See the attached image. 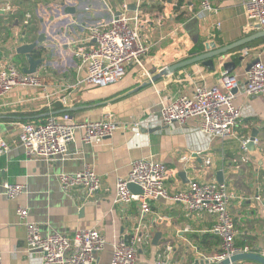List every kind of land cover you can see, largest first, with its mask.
I'll return each mask as SVG.
<instances>
[{
    "label": "crops",
    "instance_id": "1",
    "mask_svg": "<svg viewBox=\"0 0 264 264\" xmlns=\"http://www.w3.org/2000/svg\"><path fill=\"white\" fill-rule=\"evenodd\" d=\"M58 1L0 0V65L13 62L23 70L28 61L17 52L20 39L36 42L43 33V41L32 54L44 59L38 72L46 85V90L18 87L0 100V136L11 144L9 152L0 157L3 264L42 261L41 252L27 249V228L17 212L19 206L29 209L30 219L38 222L43 233L72 236L78 229L99 228L108 245L98 264H111V243L135 226L140 213L138 203L114 202L117 178L127 177L132 161L146 156L169 166L172 175L166 184L171 192L186 188L190 180L218 181L217 174L223 171L224 182L234 194L230 212L238 223V244L249 239L252 245L264 248V94L248 97L236 90L242 119L230 138L207 136L198 117L183 124L161 121L162 107L180 93L192 95L198 83L217 84L226 71L225 62H235L230 74L245 81L248 66L256 59L264 61V36L251 41H258L256 44L249 42L216 59L214 70L197 62L145 84L165 67L204 51L206 44L222 47L263 31L258 23L247 20L244 0H211L213 12L201 10L199 0H185L181 6L179 0H73L74 13L59 12ZM125 3L130 11L139 13L140 33L150 47L145 67L151 78L132 64L115 85L80 84L84 74L74 53L77 41L87 38L102 20L119 14ZM5 5L11 9L4 12ZM64 112L78 122L100 119L110 112L120 127L101 144H85L82 131H77L64 159L50 163L27 160L18 140L20 124ZM253 133L254 150L243 148L242 140H249ZM85 165H92L102 176V188L91 196L62 190L58 175ZM5 181L24 184V192L8 198ZM151 207L145 223L153 240L160 235L158 244L148 247V259L139 256V264L152 261L157 246L166 241L173 242L174 256L182 264L192 259L191 244L207 253L218 249L219 238L210 232L214 217L190 215L183 204L165 198L151 201ZM186 227L191 231H184Z\"/></svg>",
    "mask_w": 264,
    "mask_h": 264
},
{
    "label": "built area",
    "instance_id": "2",
    "mask_svg": "<svg viewBox=\"0 0 264 264\" xmlns=\"http://www.w3.org/2000/svg\"><path fill=\"white\" fill-rule=\"evenodd\" d=\"M199 1L201 10L215 11L211 0ZM69 5H73V0H59L56 9L63 12ZM244 7L247 20L258 23L264 29V0H244ZM10 9L11 6L5 5L2 10L6 12ZM140 30L139 13L130 11L125 3L119 14L102 20L92 28L87 38L79 39L74 50L79 60L78 69L84 74L79 83L97 87L115 85L132 64L142 69L144 76L151 78L145 67L150 47ZM247 53L245 51L244 55ZM18 87L46 90L38 70L27 73L13 62L0 65V100ZM235 90H242L248 97L264 94V61L259 59L253 63L246 71L243 82L224 71L217 84L198 83L192 95L180 93L162 107L161 121L165 125L183 124L190 118L198 117L201 131L207 136L230 138L235 135L236 126L242 119V106L236 103ZM119 127L110 112L100 119L82 122L75 121L68 112H64L50 114L45 121L22 122L18 140L24 147L27 160L50 163L68 155L69 144L75 139L77 131H82L81 139L85 144H101L112 137ZM248 141L242 140L243 148ZM10 148L11 144L0 136V157L7 154ZM206 163L210 164L211 160L207 159ZM171 175L172 171L166 163L154 156H146L132 161L127 177L117 178L114 202L126 205L138 203L140 213L135 226L111 243V264H139L140 255H146L148 259L145 252L148 247H153V233L148 230L145 219L152 211L151 201L160 198L183 204L190 215L214 217L210 232L219 238L218 249L207 253L199 245L191 244L194 254L187 264H217L244 252L264 255L263 247L238 244L239 228L229 211L234 194L225 182L190 180L186 188L171 192L166 184ZM58 181L65 192L79 190L87 196L95 194L103 185L102 176L92 165H85L76 172L60 173ZM130 183L139 185L143 191H131ZM3 185L10 199H15L25 189V185L19 182L5 181ZM17 212L27 228V249L41 252V264H98L100 254L108 245L105 235L97 227L78 229L72 236L62 232L43 233L38 222L30 219L27 207L19 206ZM184 231L191 230L186 227ZM157 247L153 260L143 264H182L181 259L174 256L176 249L172 241ZM0 264H3L1 254Z\"/></svg>",
    "mask_w": 264,
    "mask_h": 264
},
{
    "label": "water",
    "instance_id": "3",
    "mask_svg": "<svg viewBox=\"0 0 264 264\" xmlns=\"http://www.w3.org/2000/svg\"><path fill=\"white\" fill-rule=\"evenodd\" d=\"M66 11L70 13H74L76 11V8L73 5H69L66 7ZM264 36V30L260 31L256 34L247 36L246 38H243L241 40L235 41L231 44L222 46V47H217L216 43H210L206 44V49L200 53H194L190 58H187L185 60H182L180 62H177L175 64H172L170 66L165 67L160 71V73L154 77H152V80H147L145 84H149L150 82H154L158 77L162 76H167L175 71L184 68L188 65L201 62L204 66L209 67L210 69L214 70L215 69V60L223 58L227 53H229L231 50L241 47L243 45H246L247 43L253 41L254 39L258 37ZM44 38L43 33L41 34V37L38 39L36 42L32 43H25L24 38L20 39V45L17 47V52L19 54L25 55L27 61H28V66L23 68V71L27 73H34L37 72L38 67L40 64L44 62L43 58H35L32 54L34 48L38 45V43L42 42ZM239 60H243V56L239 57ZM259 59L254 60L249 66L248 69L251 67V65L255 62H257ZM224 68L228 73H231L235 67L236 63L233 61H228L225 62ZM236 91V90H235ZM121 97V96H119ZM254 137H256V134L253 133L252 138L249 139V141L246 144V147L248 150H254L255 143L253 142ZM217 180L218 182H224V174L223 171H219L217 174ZM129 188L131 191L136 192V193H141L143 190L142 188L134 183L129 184ZM159 233L156 234L153 244L157 245L158 244V239H159ZM245 260H253L255 262H258L260 264H264V255L257 253V252H244V253H238L234 254L231 258H227L217 264H231V263H237L240 261H245Z\"/></svg>",
    "mask_w": 264,
    "mask_h": 264
},
{
    "label": "rangeland",
    "instance_id": "4",
    "mask_svg": "<svg viewBox=\"0 0 264 264\" xmlns=\"http://www.w3.org/2000/svg\"><path fill=\"white\" fill-rule=\"evenodd\" d=\"M229 211H230V208H229ZM230 214H231V212H230ZM234 221H235V223H237V221L235 220V218H234ZM237 225H238V223H237ZM246 242L248 243V244H253L252 243V240H246ZM106 248H107V246H106ZM106 248L104 249V251L106 250ZM148 250H149V248H147L146 249V252H148ZM193 251V250H192ZM145 252V253H146ZM189 252H191V250H189ZM188 257V256H187ZM184 262V261H183ZM186 262V261H185ZM236 264H260V263H258V262H255V261H253V260H245V261H240V262H237Z\"/></svg>",
    "mask_w": 264,
    "mask_h": 264
},
{
    "label": "trees",
    "instance_id": "5",
    "mask_svg": "<svg viewBox=\"0 0 264 264\" xmlns=\"http://www.w3.org/2000/svg\"><path fill=\"white\" fill-rule=\"evenodd\" d=\"M185 0H179V4L180 6L184 3ZM258 41H255V42H251V44H256ZM249 45V44H248ZM238 49V48H237ZM236 62H238V60L236 59ZM69 113V112H68ZM39 120H42V121H45V117L43 119H39Z\"/></svg>",
    "mask_w": 264,
    "mask_h": 264
}]
</instances>
